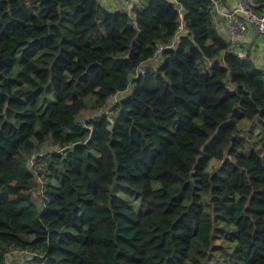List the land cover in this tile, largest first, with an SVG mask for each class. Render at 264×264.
Masks as SVG:
<instances>
[{
    "label": "trees",
    "instance_id": "obj_1",
    "mask_svg": "<svg viewBox=\"0 0 264 264\" xmlns=\"http://www.w3.org/2000/svg\"><path fill=\"white\" fill-rule=\"evenodd\" d=\"M214 8L0 0V264H264V70Z\"/></svg>",
    "mask_w": 264,
    "mask_h": 264
},
{
    "label": "built area",
    "instance_id": "obj_2",
    "mask_svg": "<svg viewBox=\"0 0 264 264\" xmlns=\"http://www.w3.org/2000/svg\"><path fill=\"white\" fill-rule=\"evenodd\" d=\"M130 5L129 10L137 8L138 10H144L148 5V0H124ZM215 4V14H222L226 17L229 24V28L233 35H241L249 32L251 27H254L258 34L264 38V14H260L254 8L251 0H239V3L235 7L224 8L223 4L219 0H213ZM182 28V26H181ZM168 46L159 45L155 51L156 54H161L162 50ZM33 157H36L35 155ZM33 157L31 164H33ZM42 176V175H41ZM17 254H28L30 250H24L21 248H15Z\"/></svg>",
    "mask_w": 264,
    "mask_h": 264
},
{
    "label": "crops",
    "instance_id": "obj_3",
    "mask_svg": "<svg viewBox=\"0 0 264 264\" xmlns=\"http://www.w3.org/2000/svg\"><path fill=\"white\" fill-rule=\"evenodd\" d=\"M101 3L110 10L130 9V5L124 0H101ZM238 3L239 0H224V3L222 4L226 9L235 7ZM215 20L218 31L233 50L239 54H245L249 51V53L253 55V60L257 62V64H259L260 61L264 63V38L258 34L254 27H251L248 33L236 36L232 34L224 15L217 14ZM37 151H43V148L38 149ZM17 255L14 254V258H16ZM21 257L23 258V256ZM10 259L11 256L8 255V260L11 261Z\"/></svg>",
    "mask_w": 264,
    "mask_h": 264
},
{
    "label": "rangeland",
    "instance_id": "obj_4",
    "mask_svg": "<svg viewBox=\"0 0 264 264\" xmlns=\"http://www.w3.org/2000/svg\"><path fill=\"white\" fill-rule=\"evenodd\" d=\"M248 53L242 54V56H250L252 59H254L253 55L249 53V51H247ZM264 59V57H263ZM153 63H156V60L153 61ZM255 66L258 69H263L264 70V63L260 61L259 64H257V62H255ZM132 87V86H131ZM121 96V95H120ZM118 100V96H114L112 97L109 101H108V105L107 108L105 110L106 113L110 112L111 107L115 104V102ZM98 112H94V111H90L87 110L84 112V114L81 116L82 121H85L87 119H90L94 116L97 115ZM102 113V112H101ZM242 124L247 125L245 128H250L253 131L254 134H258L259 133V129L258 126H253L250 125L249 123H246L245 121L242 122ZM256 136V135H255ZM34 162H35V157H33V164H31V166H34ZM220 164V162L216 159L212 160L210 163V166L208 168L209 171H213L218 165ZM154 186L155 187H159V183L154 182ZM39 189V188H38ZM38 189H37V194H38ZM118 196H120L122 199H125L127 202H129L130 204H139L140 199L137 196V194L135 192H132L131 190L125 189L120 187L119 190L117 191ZM14 254L17 255L16 250H14V252L10 253L9 256H11V261L9 264H23V260L21 261V255H17L16 258H14ZM37 259V257H36ZM35 259V260H36Z\"/></svg>",
    "mask_w": 264,
    "mask_h": 264
},
{
    "label": "clouds",
    "instance_id": "obj_5",
    "mask_svg": "<svg viewBox=\"0 0 264 264\" xmlns=\"http://www.w3.org/2000/svg\"><path fill=\"white\" fill-rule=\"evenodd\" d=\"M36 154H39V151H36ZM42 177V176H41ZM41 181V179L39 178V182ZM46 198V197H45ZM19 255H21V256H24V254H19ZM21 259H22V257H21Z\"/></svg>",
    "mask_w": 264,
    "mask_h": 264
},
{
    "label": "water",
    "instance_id": "obj_6",
    "mask_svg": "<svg viewBox=\"0 0 264 264\" xmlns=\"http://www.w3.org/2000/svg\"><path fill=\"white\" fill-rule=\"evenodd\" d=\"M211 64H213V62H212ZM111 120H112V119H111ZM109 129H112V126H109Z\"/></svg>",
    "mask_w": 264,
    "mask_h": 264
}]
</instances>
